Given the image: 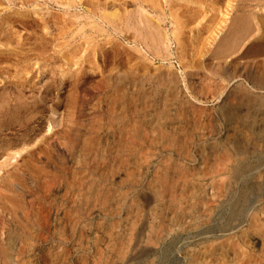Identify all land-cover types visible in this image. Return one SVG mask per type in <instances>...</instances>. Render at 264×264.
<instances>
[{"label": "rangeland", "instance_id": "374dc122", "mask_svg": "<svg viewBox=\"0 0 264 264\" xmlns=\"http://www.w3.org/2000/svg\"><path fill=\"white\" fill-rule=\"evenodd\" d=\"M243 1L0 0V264H264V0Z\"/></svg>", "mask_w": 264, "mask_h": 264}, {"label": "bare ground", "instance_id": "6f19581e", "mask_svg": "<svg viewBox=\"0 0 264 264\" xmlns=\"http://www.w3.org/2000/svg\"><path fill=\"white\" fill-rule=\"evenodd\" d=\"M103 1V0H102ZM104 1H106V0H104ZM113 1V0H112ZM122 1V0H121ZM126 1V0H125ZM150 1V0H149ZM245 1V0H244ZM243 1V2H244ZM146 2L150 5L149 6V8L151 9H153L156 5H155V3H149L148 2V0H146ZM154 2V1H153ZM246 2V1H245ZM61 3V2H60ZM103 3V2H102ZM110 3V2H109ZM131 3V2H130ZM133 3V2H132ZM131 3V4H132ZM99 4V3H98ZM142 4V3H141ZM106 5V4H105ZM108 5H110V4H108ZM113 4H111V6H112ZM124 5V4H123ZM187 7V6H186ZM138 8H140V7H138ZM137 8V9H138ZM136 9V8H135ZM185 9V8H184ZM140 10V11H139ZM141 10H144L145 12H147L145 9H143V8H141V9H138V11L141 13L140 15H139V17H142V12H141ZM88 11V10H87ZM113 11V10H112ZM115 11V10H114ZM153 11V10H152ZM115 12H117V11H115ZM114 12V13H115ZM131 12V11H130ZM129 12V13H130ZM136 12H137V10H136ZM105 13V12H104ZM135 13V12H134ZM133 13V14H134ZM148 13V12H147ZM23 14V13H22ZM107 14V13H106ZM119 14V13H118ZM121 14V13H120ZM144 14V13H143ZM131 15V14H130ZM9 16V15H8ZM112 16H114V17H117V14L115 13V14H110V15H105V17H107V18H105L104 16H103V14H102V17H104L105 18V20L106 19H110ZM121 16H122V14H121ZM120 16V17H121ZM11 17V16H10ZM114 17H113V19H114ZM120 17H119V15H118V20L120 21L121 19H120ZM127 17V16H126ZM146 19V21L147 22H145V20H143V19ZM242 18V17H241ZM43 19V18H42ZM130 19H131V17H130ZM133 19V18H132ZM131 19V20H132ZM142 20H143V22H145V23H147L148 25H153V19L151 18V16H147L146 14H144V16L141 18ZM140 19V20H141ZM111 21H112V19H110ZM115 20H116V18H115ZM115 20L114 21H112V22H115ZM138 20V19H137ZM142 20H141V22H142ZM110 21V22H111ZM125 21V20H124ZM128 21H129V19H128ZM139 21V20H138ZM250 20L249 19H241L240 20V22H239V27H238V29H237V31L236 32H234V35H233V37L232 38H230L227 42H229V45L230 46H227L226 47V49L228 50V51H234L233 49L239 44L240 45V43H242V42H245L244 41V39H245V37H246V35H247V26L249 25L248 23H250L249 22ZM130 22V21H129ZM133 22V21H132ZM155 23V22H154ZM133 24V23H132ZM144 24V23H143ZM120 25V24H119ZM134 25H136V24H134ZM155 26V28H158V25L157 24H155L154 25ZM144 28H145V26H143ZM256 26H254V28H255ZM116 29V28H115ZM146 29V28H145ZM117 30V29H116ZM151 30V29H150ZM158 31H160L159 29H157ZM121 31V30H120ZM145 31V30H144ZM146 31H147V29H146ZM156 31V30H155ZM255 31V30H254ZM145 34V33H144ZM149 34H151V33H149ZM153 34H154V36H155V33L153 32ZM153 34H152V36H153ZM157 34L159 35V32H157ZM160 34H161V39L162 38H165V40L167 39V37H166V35L164 34V33H161L160 32ZM10 35V34H9ZM157 35V36H158ZM131 36V35H130ZM151 36V37H152ZM157 36H155V42H157L158 43V40H160ZM160 36V35H159ZM8 38H10V37H8ZM146 38V37H145ZM154 38V37H153ZM248 38H251V36L250 37H248ZM247 38V39H248ZM132 39V38H131ZM148 39V38H147ZM158 39V40H157ZM133 40V39H132ZM138 40V39H137ZM164 39H162V41H163ZM164 40V41H165ZM140 41H142V40H140ZM161 41H159V43H160ZM167 42V41H166ZM231 42V43H230ZM164 43V42H163ZM163 43H160V45H162ZM159 45V44H158ZM158 45L155 47V48H158L156 51L158 52L159 51V47H158ZM225 49V50H226ZM158 53H160V52H158ZM166 54H168L169 55V52L167 51V49H166V52H165ZM231 54H232V52H231ZM161 55V54H160ZM235 79V78H234ZM260 122L262 123H264V118H260ZM216 166H215V169H213L214 171H216V172H219L218 171V166H217V164H215ZM164 178H162V180H163ZM166 183V182H165ZM169 184V183H168ZM162 185V184H161ZM165 186V187H164ZM219 183H216V182H214V183H212L211 184V189L214 191V192H216L218 189H219ZM162 187H164V191L166 192V196H171L172 194H174V192H173V190H172V186H168V185H163ZM160 189V188H159ZM163 190V189H162ZM158 191V190H157ZM157 194H159V193H157ZM162 194H164V193H161L160 195H162ZM165 196V197H166ZM174 196V195H173ZM164 196L163 197H161V196H158V200L159 201H161L162 200V198H165ZM171 199V198H170ZM246 204V203H245ZM244 205V204H243ZM247 206V205H246ZM153 233H154V235L155 234H157V231H156V229L154 230L153 229ZM263 234L261 235V233L260 234H252V239L253 240H256V241H258V240H260V238L262 237L263 238ZM119 251L117 250V253H118ZM116 253V254H117ZM119 254V253H118ZM243 262V261H242Z\"/></svg>", "mask_w": 264, "mask_h": 264}]
</instances>
